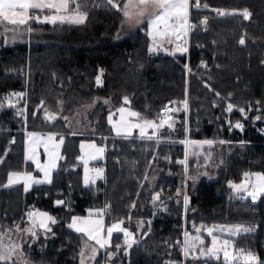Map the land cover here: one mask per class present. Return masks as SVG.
Segmentation results:
<instances>
[{"label":"trees","instance_id":"16d2710c","mask_svg":"<svg viewBox=\"0 0 264 264\" xmlns=\"http://www.w3.org/2000/svg\"><path fill=\"white\" fill-rule=\"evenodd\" d=\"M201 1L237 14L212 18L194 11L200 22L191 30L189 73L183 51L175 55L150 51L148 17L121 34L125 18L107 0H82L87 12L83 24L31 21L25 41L5 43L0 27V225L14 228L30 206L56 217L51 232L37 231L39 238L30 237L23 245L33 264H81L86 239L68 223L73 215L98 207L105 209L106 224L123 220L134 231L135 242L117 248L124 235L115 233L114 243L101 248L93 264L105 257L109 264H178L183 252L177 240L194 223L196 228L251 227L252 231L234 235L233 244L237 250L255 252L259 259L237 258L229 264H264V194L253 200L230 186L244 182L242 173L264 172V132L259 129L264 126V0ZM243 9L251 13L247 20L239 15ZM205 18L207 23H201ZM26 61L28 78L8 72ZM201 61L212 64V69L197 68ZM25 88L26 103L9 101L10 90ZM124 97L153 120L161 118L168 103H177L182 111L176 127L164 126L151 140L138 133L114 134L108 115L124 104ZM88 105V111L80 112ZM48 114L55 118L48 119ZM79 115L86 123L69 127V120L74 123ZM241 121L250 125L242 134L235 127ZM27 130L57 132L65 142L51 183L34 184L26 191L22 184L4 183L11 170L32 167L25 158ZM187 131L194 142L213 143L204 149L190 147L187 164H182L186 153L178 138ZM85 138L107 145L106 161L99 160L106 162L107 173L87 185L79 159ZM58 200L65 203L57 205ZM27 221L26 217L20 225ZM201 232L208 242L210 236ZM194 256L198 255L190 252L186 264H225L223 257Z\"/></svg>","mask_w":264,"mask_h":264},{"label":"snow or ice","instance_id":"6c2138e0","mask_svg":"<svg viewBox=\"0 0 264 264\" xmlns=\"http://www.w3.org/2000/svg\"><path fill=\"white\" fill-rule=\"evenodd\" d=\"M107 3L115 8L117 11L121 12L126 22L135 21L136 23H141L143 18L147 16L149 18V23L153 29V35H159L161 37L169 36V33L176 40H181L183 37H186L189 29L194 28L195 25L190 23L189 21V8L190 4L193 3V0H124L121 3V0H107ZM194 6L196 8L201 7L199 0H194ZM84 5L82 0H0V27L12 26L10 30L15 31L19 26L28 25L29 21L37 22V23H52L55 24L57 21L63 22H71V23H83L87 18V12L83 11ZM204 7H208V5H204ZM45 11L52 12V15H43L41 18V14ZM220 14H229L235 15L237 14L235 11L231 13H225L223 10H217ZM245 20L251 17V13L248 9H243L239 12ZM201 23L206 24L207 18H205ZM161 25L163 28L161 29ZM27 31L31 32V27H27ZM187 41L184 40L183 44L186 45ZM239 43L243 45L245 40L243 38L240 39ZM186 47H182L180 44H177L176 51H186ZM150 51H155V47L150 49ZM175 55V52L172 53ZM206 66V65H205ZM97 83H100L99 77H97ZM219 95V93H217ZM108 103V101H105ZM124 103H129L127 97H124ZM184 107H187V101H184ZM90 107V106H88ZM232 105H228V111H232ZM120 113V120L117 123L113 124V127L118 136L124 135L125 137L131 136L134 129H139L140 137L146 136V129L158 130L164 126V120L161 119L160 123L157 124L156 120H149L141 116L139 112L126 110L124 107H121L117 110ZM239 111L244 113V109L240 108ZM125 113L127 115H125ZM127 117L136 118L138 122H131L127 119ZM53 114H48V119H54ZM67 119V117H64ZM257 120L260 119L259 116L256 117ZM109 123H113L112 115L108 117ZM168 128H172L173 124H168ZM236 128H243V125L239 122L235 125ZM36 133H30L29 136H37ZM147 139H153V136H147ZM53 139L52 136H49V140ZM183 143V141H181ZM63 143V139L59 141V144ZM203 143H207L211 145L213 141H205ZM220 143H224V141H220ZM58 147V145H57ZM84 145H81L83 148ZM89 148L95 149V152L90 154V159H97L102 157L105 148L97 147L94 143L88 145ZM45 151L48 152L47 147ZM49 157H51V153L49 152ZM28 159L33 160L36 163V167L44 173V179H35L31 173H17L13 172L9 175L8 185H12L13 183H19L23 180L26 184L25 190L27 191L28 187L31 184H42V183H51L50 178V168H55V161H53L49 165H42L37 158L35 151H33L32 155L28 157ZM83 159V157H81ZM85 166H87L88 161H84ZM179 163L186 164L185 161H179ZM187 171V168L185 169ZM95 178H103L104 169L96 168L95 170ZM88 169L85 167V177L84 183L85 185L89 184V177L87 175ZM245 181L242 184H230L237 192L244 191L250 196L253 200H256L258 196L264 194V173H245ZM249 176L255 177V183L249 187L248 178ZM95 178H93L92 182H95ZM160 193L155 194V199H159ZM187 197H185V205H187ZM63 200L56 201L57 205L64 204ZM135 207V204L132 205ZM104 209L98 210L96 212L97 216L101 218L96 220H88L86 218L81 217H73L72 222L68 225L69 228L74 229L77 232L83 233L87 239L95 242L96 245H99L100 248H105L106 246H111L110 241L113 232H121L123 233L125 239L124 244L127 246H131L132 243L135 242V235L127 228L122 227L124 224L123 220H120L117 223L111 224L109 227L105 229L104 220L102 213ZM89 215H92L90 212ZM27 217L29 221L33 220V217H39L38 224L33 222L28 228L22 229L18 224L15 225L14 228L5 229L3 225H0V264H20V261L16 259L17 251L23 250L24 243H28V241H22L21 243H16L8 236V233L11 232H23L25 235H29L35 239H38L37 235V227L44 229L46 232H51V228L49 227V222L52 224L56 223L54 217L50 216L47 212H38V211H30L27 213ZM79 221V224H78ZM143 221H139L138 224L143 225ZM150 223V222H149ZM195 227V225H193ZM205 226L201 225L200 228H196V231L199 232L201 228ZM218 229L221 232L228 231L232 235H237L240 232H248L252 231L251 227H246L244 225H232L225 228L224 226H213V228H207V232L210 236H212L213 230ZM106 232L105 235H102ZM5 237H7V242H5ZM198 241L200 245L204 244V241L200 239L199 236L191 237L188 232L184 233V240L177 241L178 244H182V252L185 257L190 255V252L193 248L196 247L192 241ZM212 246L210 248L201 249V255L214 257L215 259H220V254H223V258L225 264H229V261L237 259V257L228 251L229 248L234 249V245L229 240L219 241L218 237L212 236ZM87 247V245L85 246ZM117 248L121 247V245L117 244ZM93 258L97 253V249L93 247L91 249ZM235 251V249H234ZM240 257H242L245 261H255L257 257L250 251L245 249H239ZM84 251L81 252V257H83ZM193 259H199L198 256H194ZM24 264H27L25 261ZM81 264H84L83 258L81 259ZM171 264V262H169ZM182 264V262H181Z\"/></svg>","mask_w":264,"mask_h":264},{"label":"rangeland","instance_id":"374dc122","mask_svg":"<svg viewBox=\"0 0 264 264\" xmlns=\"http://www.w3.org/2000/svg\"><path fill=\"white\" fill-rule=\"evenodd\" d=\"M122 25H123V28L121 30V34H125V33L129 32L131 29H133L136 26V23L134 21H132V22H125V19H124V23H122ZM29 26L32 27V24H31L30 21H29L28 25H26V26H19L18 28H16L15 31L10 30L12 26L3 27L2 30H3V34H4V38H5V41L4 42L7 43V44H13L15 42H20V41L27 40V38L25 37V34L28 32L27 31V27H29ZM162 28H163V26L161 25V29ZM147 30H148V34H149V37H150L149 49H152V48L155 47V51H151L152 53H154V54H159V53L172 54L173 52H175V53L178 52V51H176V46H177V41L178 40H176L174 37H172L170 33H169V36H167V37H161L159 35H155L154 36L152 34L153 33V29H152L150 23L148 24V29ZM0 37H3V36H0ZM1 40H2L1 43H3V40L4 39H1ZM170 45L171 46L174 45L173 49H170ZM27 62L28 61H26V63ZM26 63H24V64H26ZM99 77L102 78L101 75H99ZM88 106H90V105H88ZM88 106L83 107L82 108L83 110L80 111V112L83 113V112H85V110L88 111L90 109V107H88ZM121 107H124L126 110H129V111L139 112L136 109H134L133 107L129 106L128 103L127 104L124 103L119 108H121ZM175 109L178 112V114L180 113V111H182V109L180 107H175ZM117 110L116 111H111L109 113V115H112L113 123H110V125H111V130H112V132L114 134H116V131H115L114 127H113V124L119 122V120H120V113ZM109 115H108V117H109ZM125 115H127V114L125 113ZM175 117H178V116L177 115L171 116L169 118V120H168V123L170 124L171 121H172V119L175 118ZM127 119L130 120L131 122H138L136 120V118L127 117ZM161 119H162V117L159 120H161ZM159 120H157V122ZM85 123L86 122L84 120V115L83 116L79 115V117H77V119L74 121V123H73V121L69 120L68 126L71 127V128H77V127L80 128ZM157 124H159V123H157ZM262 129L264 130V126L262 127ZM146 131H147V129H146ZM152 132H157V130H153ZM30 133H36L38 135L37 136H31L30 137L29 136ZM134 133H138L140 135L139 129H134L133 132H132V134H134ZM49 136H52L53 139L49 140ZM146 136H153V135H152V133H150V134H146ZM106 138L107 137H105V139ZM61 139H63V143L62 144H59V141ZM192 141H193V139L190 141L191 145L189 143V148L191 147V149L192 148H195L196 145L199 147V149L200 148L204 149V146H208L207 143H203L204 141H202V142H194V141L192 142ZM64 142H65V136L62 135V134L59 135L57 132H50V131L49 132H42V131H36V130H32V131H28L27 130L26 131V138H25V156H26V160H29L31 162L32 167H30V168H23V169H20V170H11L9 172L7 178H6V181L4 183V186H9L8 185L9 175L11 173H13V172H17V173H31V175L35 179H44V173L42 171H40L36 167V163L33 160L28 159V157L30 155H32L33 151H35V153L37 155V158L39 159V161H40V163L42 165H49L53 161H55V165H56L55 168H50L49 169L50 178H51V181H52L53 180L54 170H56L59 167L60 162H61V160L63 158V156H62V149H63V146H64ZM93 143L97 147H104L105 148V151H104L102 157H99V158H97L95 160L90 159V154L94 153L95 152V149L88 147L89 144H93ZM57 145H58V147H57ZM81 145H84V147L81 148ZM46 147L48 149V152L45 151V148ZM106 147H107L106 143H104L102 141H99V140H96V139L85 138V139H82L81 140V143H80V157H79V159H80V161L82 162V165H83V173H82V175H83V182H84V177H85V167H87V169H88L87 175L89 177V184H91L93 178H95V176L91 173L92 166H93L94 163L98 162L99 160L106 161ZM49 152L51 153V157H49V154H48ZM81 157H83V159H81ZM187 158H188V153H186V156H185L186 162H187ZM85 160L88 161L87 166H85V163H84ZM102 161H99V162H102ZM252 173H264V172L263 171H254V172L251 171V172H249V174H252ZM96 179L97 178H95V180ZM243 181H245L244 178H243ZM45 183H47V182H45ZM248 183H249V187H251L255 183V177L254 176H250V180L248 181ZM16 184H22L23 186L26 187V184H25V182L23 180H21L19 183H13L12 185H16ZM12 185H10V186H12ZM33 185H34V183L31 184V186H33ZM30 187H28V188H30ZM241 196H243V197H250V196L247 195L246 192H242L241 193ZM260 196H258L257 199H259ZM184 200H185V197H184ZM101 209H103V208L98 207V208H94V209H89L88 210V213H86L84 215H73L71 217V219L69 220L68 225L72 222V218L73 217H81V218H86L88 220H96V219H99L101 217L100 216H97L96 215V212L98 210H101ZM36 211H38V212H47L50 216L54 217L55 220H56V217L51 212H49L48 210L39 209V210H36ZM186 211H188V209L185 208L184 219H187ZM90 212L92 213V215H89ZM102 216H103V220H104L105 229L107 227H109L111 224L117 223V222L120 221V220H115V221H112L109 224H106L107 222L105 220V209H104V212L102 213ZM27 220H28V218H27ZM38 221H39V217H33V220L32 221H29L28 220L27 223L24 226L20 225V224H22V222L21 223H18V224H19V226L22 229H24V228H28L33 222H36L38 224ZM78 224H79V221H78ZM52 225L53 224H51V222H49V227L50 228L52 227ZM193 225H195V227H193ZM193 225H192V227L194 229L191 228V230L192 229L195 230L196 227H197V225L195 223ZM232 225H234V224H220V225H214V226H224L225 228H227L228 226H232ZM121 226L127 228V226L125 225V223L123 225H121ZM207 228H213V226H209V227H206V228H201V230L199 232H197V231L194 232L193 230L192 231L190 230V232H188L191 237H197V236H199L200 239H202L204 241V244L203 245H200L198 243V241L193 240L192 243H194L196 245V247L192 249L193 252L191 251V253H194V254H196L198 256H204V255H201V249L203 248V249L206 250L207 248H210L212 246V243H211L212 242V236L218 237V240L219 241H223L225 239L226 240H229L233 244V236L234 235L230 234L228 231L221 232L218 229H214L213 230V233H212V236H210L208 234V232H207ZM202 230H204L206 232V234H208L210 236V239L208 240V242L205 240L206 239V235H204L201 232ZM36 231H40V232L43 233L45 230L37 227ZM115 233H119V232H113L112 237H111L110 244L114 243V241H115ZM132 233H134V231ZM37 235H39V233H37ZM102 235H105V238H107L106 237V232L103 233ZM8 236H10L11 239L13 241H15L16 243H21L22 241H29L31 239L30 238L31 236L25 235L23 232H19V233L11 232V233H8ZM83 236H84V238L86 240L84 241L85 244L82 246V249L84 251V255H83V257H81V259L83 258L84 264H90L89 260L91 258L90 256L92 255L91 249L93 248V245L97 249H100V247H99V245H96L94 241L87 239V237L84 234H83ZM120 237H121V240H119L120 241L119 242V245L120 244H123L124 243V239H125L124 236H121L120 235ZM5 242H7V237H5ZM86 245H87V247H85ZM234 249H235V247H234ZM234 249L233 248H229L228 251L230 253H233L237 258H242V257H240L239 251L237 249H235V251H234ZM251 252L257 257L256 260H258L259 259V256L255 252H253V251H251ZM220 257H223V254L222 253L220 254ZM16 259L18 261H20V264H22V262H25V261L27 262V264H33L29 260V258L26 257L25 247H23V250L22 251H17V253H16ZM105 259H106V257H105ZM106 264H109L108 261H107V259H106ZM110 264H122V263L121 262H117V261H113Z\"/></svg>","mask_w":264,"mask_h":264},{"label":"built area","instance_id":"2783aa9c","mask_svg":"<svg viewBox=\"0 0 264 264\" xmlns=\"http://www.w3.org/2000/svg\"><path fill=\"white\" fill-rule=\"evenodd\" d=\"M199 3L201 5V7H199V8H196L194 6V0H193V3L190 4L189 21L192 24H196L197 22L198 23L200 22V19H198V21H197V19L194 18V15H196V14H194L195 10L203 11L207 16L215 17V18H222V17H226V16L229 15V14H220V12L217 11V10H223L225 13H231L232 12L231 9H226V8H223V7L213 6V5H211L210 3L206 2V1L199 0ZM204 5H208V7H204ZM191 30H192V28L189 29L188 34H187L186 37H184V38H182L181 40L178 41V44H180L182 47H186V49H187L186 51H183V52L186 54V69H187L188 73L192 69V62H191V56H192ZM184 40L187 41L186 45L183 44ZM212 67H213V65L210 64V63H207L206 61H201L197 65V68H201V69H204V70H211ZM8 72L9 73H13L16 76L17 75H21V76H25L26 78H28L29 73H30L29 62H27L26 64L20 66V68L9 70ZM27 93H28V89L27 88L22 89V90L12 89L9 92V101L12 102L13 104L26 103L27 102ZM185 101H187V107L186 108L184 107V108L186 109V113H187V116H188L189 102H188V100H185ZM183 102H182V104L184 106ZM141 116L146 118V116L144 114H141ZM178 120H179V117H175V118L172 119V121H171V124H173L172 128L176 127V124H177ZM239 123L243 125L242 129L238 128V130L240 131L241 134L244 133V131H246V129H248L250 127L249 123H247L245 121H241ZM178 140H179V143L181 145H184L185 152L188 153L189 143L192 140V138L189 137L188 131H187V134H186L185 137L178 138ZM181 141H183V143ZM96 168H103L104 169V176L106 175V173H107V164H106V162L95 163L92 166V169H91V173L93 175H95V171L94 170ZM245 173H249V172H245ZM245 173L241 174V176L244 178V180H245V176H244ZM249 180H250V176L248 178V181ZM30 211H36V208L34 206L28 207L27 211L24 212L23 216L19 219V223H21V222H23L25 220V218L27 217V213L30 212ZM185 232H187V228H185L184 233ZM183 240H184V237L182 239H178L177 241H183ZM178 245L182 249V244H178ZM186 258L187 257H185L183 255V260L181 261L182 264H186ZM171 261H173V260H171ZM181 262H179L178 264H181ZM99 264H106L105 259L101 260L99 262Z\"/></svg>","mask_w":264,"mask_h":264},{"label":"crops","instance_id":"0c3cea01","mask_svg":"<svg viewBox=\"0 0 264 264\" xmlns=\"http://www.w3.org/2000/svg\"><path fill=\"white\" fill-rule=\"evenodd\" d=\"M52 14H54V13H52V12H49L47 15H52ZM43 15H46L45 13H43V14H41V18H43ZM147 16H145L144 18H146ZM143 18V19H144ZM31 22V21H30ZM57 22H59V21H57ZM85 22V21H84ZM83 22V23H84ZM126 22V21H125ZM135 22V21H134ZM69 23H71V22H69ZM83 23H73V24H83ZM136 23V22H135ZM140 25L141 23H136V25ZM149 24V23H148ZM178 44V43H177ZM173 47H174V45L173 46H171L170 45V49H173ZM100 82H102V79L100 78ZM177 103H168L167 105H166V107L163 109V111H162V119L164 120V126H167L168 125V120H169V118L171 117V116H174V115H178V112L176 111V109H175V107H180L181 108V106L180 105H176ZM149 120H153V119H149ZM156 122H157V120H156ZM157 123H160V120L157 122ZM163 128V127H162ZM162 128H160V129H158L157 130V132H152L153 130L152 129H147V131H146V134H150V133H152V135L153 136H158L159 137V135H160V132H161V129ZM260 129V131L261 132H264V130L262 129V127L261 128H259ZM25 158H26V156H25ZM25 187V186H24ZM37 210H39V209H37ZM52 224V223H51Z\"/></svg>","mask_w":264,"mask_h":264},{"label":"flooded vegetation","instance_id":"af4514ba","mask_svg":"<svg viewBox=\"0 0 264 264\" xmlns=\"http://www.w3.org/2000/svg\"><path fill=\"white\" fill-rule=\"evenodd\" d=\"M85 243H83V245H84ZM93 247H94V245H93ZM97 249V248H96ZM83 250V249H82ZM99 251H100V249H97V253H96V255H95V257L93 258V256L91 255L90 257V260H89V262H90V264H92L93 263V261L97 258V256H98V253H99ZM24 262H22V264H23Z\"/></svg>","mask_w":264,"mask_h":264}]
</instances>
